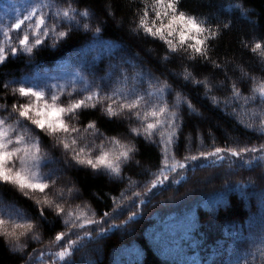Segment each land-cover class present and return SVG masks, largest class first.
Wrapping results in <instances>:
<instances>
[{"label": "trees", "instance_id": "16d2710c", "mask_svg": "<svg viewBox=\"0 0 264 264\" xmlns=\"http://www.w3.org/2000/svg\"><path fill=\"white\" fill-rule=\"evenodd\" d=\"M72 2L77 10H88L95 33L67 27L68 35L55 47L46 41L31 54L8 55L0 63V105L9 109L19 102L10 90L11 79L54 65L96 36L99 44L115 45L119 53L132 59L133 64L124 62L128 71L141 70L151 78L162 79L173 93H181L191 102L192 109L187 104L175 109L178 127L167 145L169 157L175 156V161L169 159L170 164L184 163L185 156L217 147L240 150L264 144L260 131L264 102L258 93L254 102H246L253 88L264 82V0H182V9L205 21L213 32L219 25L216 38L208 41L207 62L199 57L190 60L183 51L171 53L158 38L145 36L143 31L137 33L134 29L143 0ZM97 27L99 32L95 31ZM257 43L262 48L253 51ZM111 52L97 55L96 64L91 58L90 66L102 70ZM185 72L191 74L189 80L184 79ZM195 80L206 81L207 86ZM75 120L82 130L95 122L101 136L126 138V143L135 148L132 160L122 165V180L67 158L59 159V177L67 178L74 191L72 203L87 206L97 221L105 212L117 210L108 223L92 230L93 237L100 227L108 229L106 233L86 240L74 252L76 264H264V161L245 163L253 155L264 154L247 153L241 159L224 152L225 159L215 164V157L189 161L186 169L167 173L166 185L153 189L154 194L142 195L140 199L148 202L140 204L133 194H143L156 179L165 145L144 134L136 135L130 131V119L109 117L98 105L77 110ZM0 193L29 214L40 235L38 240H26L23 251L11 249L0 236V264H64L54 255L60 246L50 240L68 229L63 228L55 212L43 208L41 216L42 207L10 184L0 183ZM131 212L140 215L123 225ZM113 224L121 227H110ZM67 238L74 240L76 236Z\"/></svg>", "mask_w": 264, "mask_h": 264}, {"label": "snow or ice", "instance_id": "6c2138e0", "mask_svg": "<svg viewBox=\"0 0 264 264\" xmlns=\"http://www.w3.org/2000/svg\"><path fill=\"white\" fill-rule=\"evenodd\" d=\"M181 4L182 0H143V7L138 12V22L134 30L137 33L143 31L145 36L158 38L163 41L171 53L179 54L183 51L190 60L194 61L199 57L207 62L210 60L208 41L216 38L220 30L219 25H217L216 32H213L211 26H208L205 21L198 19L196 15L183 10ZM52 7L49 3H31L23 11L16 10V15L11 18L14 22H10L7 26H0V35L4 37L0 41V63L7 59L9 53L16 55L22 51L31 54L34 48L44 45L48 39H52V46L55 47L60 39L68 35L67 31H57L58 25L56 23L49 24L48 21L49 19H64L69 23H78L76 21L77 10L69 6L67 9L57 8L53 12ZM45 8L49 9L48 13L44 12ZM79 14L87 17L88 12L85 10ZM84 27L87 29L89 25L85 24ZM224 27L227 28L228 25ZM95 31L99 32L100 28L97 27ZM13 33L16 34V46H13ZM260 48H262V45L257 43L253 51ZM165 59H167V56ZM213 65L214 67H219L215 62H213ZM190 78L191 74L185 72L184 79L189 80ZM124 82H127V77L124 78ZM194 83H204L207 86L206 81L195 80ZM149 85L151 87V81ZM4 87L7 90L8 85L5 84ZM56 87L48 86L47 90L36 86L25 87L24 83L21 82L18 88L12 89L13 94L18 93L19 97L26 98L27 102L13 104L9 116L0 117V183L15 186L25 196H30V193L32 196L36 193L43 194V200L37 199L35 202L38 205L43 204L49 207L54 205L58 216L66 217L64 225L68 228V232H59L55 236V242H57L61 250L54 255L64 264H76V261L72 259L74 252L83 247L86 240L95 239L106 233L108 229L100 227L96 237H93L92 230L101 224L108 223V219L117 210L113 209L112 214L105 212L101 220L97 221L89 219L88 215L83 212L79 213L78 216L74 215L72 210L66 212L64 207L55 203L54 200H50L45 192L46 190H51L56 181L52 179L51 173L44 175L40 172V169L47 162L46 157L41 155L40 138L32 136L30 130L20 132L19 126L22 122H27L34 126L35 129H38L45 137H51L55 142V146H62L65 153L71 151V160L75 164L87 165L97 172L103 171L121 180L123 179L122 165H126L132 160L135 148L130 144L121 143L120 140L114 137L109 140L113 147L105 150L104 143L101 142L100 145L96 146L99 149V154L95 156L93 155L95 149L87 146L80 147L77 137L80 136L81 129L67 122L65 116L68 117L69 121L74 120L77 118V110L89 107L96 108L98 104L102 103L100 89L97 88L94 92H89L83 99L74 100L64 105L60 103V96L57 95L56 91H52ZM232 87L235 91V84ZM85 90L87 91V89ZM170 92V86L164 83L154 91L143 94L137 93L135 89L124 92L120 88L114 89L110 95L105 94L106 100L113 101L108 103L107 107L103 109L105 114L109 117H119L127 111L128 119L135 117V119L141 121L146 138H151L154 135V130L158 128L170 129L167 131L166 139L165 132H160L165 148L163 149L162 166L156 179L152 180L149 186H146L143 194L140 192L133 194L140 204L148 202L145 199H140L142 195L149 196L154 194L153 189L166 185V182L169 181L167 173L176 172L178 168L181 170L186 169L189 161L197 162L202 158L215 157L216 159L213 160V164H215L216 160L225 159V156L222 155L224 152L230 153L232 157L241 159L247 153L255 154L260 152L264 154V144L260 145L259 148L244 147L240 150L217 147L211 152L200 151L198 155L185 156L184 163L174 162L170 164L169 159L175 161L174 155L169 157L167 147L168 144L172 143L178 127L176 124L178 112L175 109L182 104H187L188 108L192 109L191 102L182 97L181 93H176L175 103L170 108L166 100V94ZM257 93L260 100L264 102V82L253 88V95L250 98H246V102L247 100L254 102ZM146 96H164L165 99L163 103L152 102L147 100ZM114 97L118 98V104L116 100H113ZM114 104H117V106L114 107ZM141 107H143V111H141ZM0 108L4 111L8 110L6 105H0ZM12 114H16L17 118L14 123L10 124L8 120ZM89 130H92L94 138L101 135L96 128L95 122H90L83 131L87 134ZM130 131L136 135L141 134L140 128L137 127L131 128ZM260 131L264 134V115L260 119ZM70 136L71 139H69ZM190 148L191 141H189V150ZM253 160L264 161V155H253L252 159L245 161V163L251 165ZM179 182L178 180L172 181V183ZM71 191L69 189V193ZM57 195L60 199H63L64 191L60 190ZM136 200H133L132 203H135ZM43 212L44 209L41 208V216H43ZM16 215L18 216L19 214L17 213ZM138 215L140 213L131 212L127 220L123 222V225H127L129 221L134 220ZM8 216L9 219L5 220L3 213L0 212V236L10 241L15 250L23 251L26 245L20 243L21 238L26 237L33 230L34 225L28 220L23 223L18 222L14 218L13 213H8ZM80 221L83 222L81 223ZM110 227L118 228L121 225L113 224ZM81 231L83 235H80ZM71 235H75L76 239L67 238ZM33 238L39 239V237ZM262 238H264V227H262ZM40 255L42 257L43 253Z\"/></svg>", "mask_w": 264, "mask_h": 264}, {"label": "rangeland", "instance_id": "374dc122", "mask_svg": "<svg viewBox=\"0 0 264 264\" xmlns=\"http://www.w3.org/2000/svg\"><path fill=\"white\" fill-rule=\"evenodd\" d=\"M35 2H43V3L51 4L53 6L52 7L53 12L57 8L67 9L69 6H71V8L73 9H76L72 0H0V26H7L10 22H14V20H11V18L16 15V10L23 11L29 6V4ZM84 11L85 10H77L76 21H78V23L77 22L69 23L67 20L64 19H56V20L49 19L48 23L49 24L56 23L58 25L57 31H65L67 27H73V28L84 29L94 34L95 33L93 30L94 25H93L92 17L88 12V10H87L88 12L87 17H84L79 14V13H83ZM44 12L48 13L49 9L45 8ZM85 24L89 25L87 29L84 27ZM12 35L14 41L13 46H16L15 44L16 34L13 33ZM3 39L4 37L0 35V41H2ZM47 41L49 43L53 42L52 39H48ZM74 51L75 52H73L66 58L62 59L61 61L57 62L54 65H51L48 68L34 69L28 72L30 73V75L19 80L11 79L10 90L12 91L13 88H18L21 82L24 83L25 87L36 86L38 88H45L46 90L48 89V86H57L56 88H53L52 91H56L57 95L60 96V103L67 105L71 101L83 99L85 96L89 94V92H94L97 88H99L101 92L102 103L98 104V106L103 110L104 108L107 107L108 103L113 102L112 100H106L105 94L110 95L114 89L120 88L124 92H129L130 90L135 89L137 93L143 94L149 91H154L155 89L159 88L161 84L166 83L167 85H169L166 81L162 79L160 80V79L151 78L149 75L145 74L144 72L141 73L140 72L141 70L134 71L137 73H134L133 71L131 72L128 71L125 67L127 65H125L124 62L129 61L131 64H133L132 59H129L122 53H119L115 45L111 47L109 45L99 44L98 41L96 40V36L90 38L86 43H84ZM110 51L112 52L110 54V58L106 60V64L103 67L104 70L103 69L96 70L90 66L91 58L92 61L94 62V60L98 57L97 55L107 54ZM18 53H23L28 55V53L22 51ZM10 54L11 53H9L8 55ZM125 77H127L126 83L124 82ZM150 81H151V87L149 85ZM85 89H87V91ZM16 95L19 100L18 103L27 102L26 98L19 97L18 93H16ZM175 96L176 93H173L172 89L170 93L166 94L167 104L169 105L170 108H172V106L175 103ZM146 99L152 102L163 103L165 97L146 96ZM113 100H116L118 104L119 102L118 98L114 97ZM117 104H114V107H116ZM11 110L12 108H9L5 112H0V117H8L9 114L11 113ZM141 111H143V107H141ZM122 116L127 118L128 117L127 111H125V113L122 114ZM197 116H199L200 118L205 117L204 114L202 113L201 114L197 113ZM16 118H17L16 114H12L8 120V123L10 124L14 123ZM65 120L70 124H72L73 126L78 127L77 124L75 123L76 121L75 119L69 121L68 117L65 116ZM130 120H131L130 121L131 127L140 128V133L144 134L143 125L141 121L135 119V117H132ZM79 128L81 129V134L80 136L77 137L79 146L80 147L87 146L88 148L95 149V151L93 152L94 156L99 154V149L96 146L100 145L101 142L104 143L105 150H108L113 147V145L109 143L110 138L113 137H104L99 135L94 138L92 135V130H89V132L85 134L82 128L81 127ZM26 130H30L32 136H38L40 138L41 155L45 156L47 161L46 165L40 169V172L44 175L51 173L52 179L56 181V184L52 186L51 190H46L45 194L49 197L50 200H54L55 203H58L62 207H64L66 212L72 210L74 212V215L77 216L79 215V213L83 212L88 215L89 219L92 218L93 214L87 206L74 204L71 202L70 197L72 194H74V191L71 188L72 192L69 193L70 183L68 179L59 177L62 174L61 172L62 165L60 164L59 159H64V160L68 159L71 162L75 163L74 161L71 160V156H72L71 151L65 153V150L63 149L62 146H55V142L51 137L43 138V135L40 133L38 129H35L34 126H31L27 122H22L21 125L19 126V131L25 132ZM169 130L170 129L166 130V128H158L157 130H154V135L152 136V138H156L162 141L160 132L161 131L165 132V139H166L167 131ZM114 138L120 140L121 143L127 144L126 138H118V137H114ZM69 139H71V136L69 137ZM55 150H59V153L57 154ZM92 170L96 171L94 169ZM57 178L61 181L62 184L58 183ZM11 186L17 189L15 186L13 185ZM17 190L21 192L19 189ZM60 190L64 191L63 199H60L57 195V193ZM75 193L78 194V192ZM30 196L34 199V201H36L37 199L43 200V194L40 193H36L34 196H32V194L30 193ZM39 206L42 208L51 209L58 216L54 205L49 207L48 205L40 204ZM0 212L3 213L5 220L9 219L8 213H13L14 218H16L18 222L23 223L25 220H28L33 223L34 225L33 230L26 237L21 238L20 241L21 244L25 245L26 240H36L33 237H40L38 233L39 230L37 228V225L35 224L36 222L32 220L29 214L22 208L12 203L11 201L5 199L1 195V193H0ZM17 213L19 214L18 216L16 215ZM58 217L62 222L63 228L67 229V227L64 225V219L66 217L65 216H58ZM80 222L82 223L83 221ZM50 241L53 242L55 240H50ZM7 244L11 249L15 250L13 244L10 241H7Z\"/></svg>", "mask_w": 264, "mask_h": 264}]
</instances>
